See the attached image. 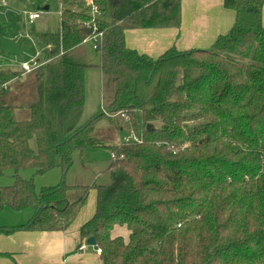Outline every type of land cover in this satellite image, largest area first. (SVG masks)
Returning <instances> with one entry per match:
<instances>
[{
	"label": "trees",
	"instance_id": "trees-1",
	"mask_svg": "<svg viewBox=\"0 0 264 264\" xmlns=\"http://www.w3.org/2000/svg\"><path fill=\"white\" fill-rule=\"evenodd\" d=\"M57 1L60 31L36 34L46 61L28 74L0 69V176L17 172L0 187V210L34 212L0 235L66 231L94 189L80 237H94L103 264H264V0H223L235 12L227 34L157 59L128 48L125 32L180 28L182 0H94V21L85 0ZM100 33L98 66L113 96L82 121L93 65L81 48ZM103 120L141 137L110 147L109 184L62 181L38 192L19 176L67 173L75 151L104 146ZM73 190L84 194L71 200ZM117 226L128 240L112 236Z\"/></svg>",
	"mask_w": 264,
	"mask_h": 264
},
{
	"label": "rangeland",
	"instance_id": "rangeland-1",
	"mask_svg": "<svg viewBox=\"0 0 264 264\" xmlns=\"http://www.w3.org/2000/svg\"><path fill=\"white\" fill-rule=\"evenodd\" d=\"M46 6H49V10H43ZM60 10V4L57 0H7L5 4H1L0 62L17 65L23 52L32 43L33 46L39 45V41L36 38L37 33L58 30L61 21ZM29 13H40V17L31 24L28 19ZM81 51L84 54L82 59L86 63L93 65L85 73L86 102L82 121H87L101 111L104 99L106 104L112 98L113 92L109 87V83H105L101 69L98 66L100 64L99 52L93 48L91 43H86L81 48ZM13 82H17V80ZM14 91L15 87L11 86L10 92ZM27 115L26 110L18 109L16 112L18 119H26ZM125 133L124 129L111 128L103 120L96 127V134L103 139L104 146L85 149L81 152L75 151L73 153V165L67 173H64L61 168H53L45 173L38 174L33 168H25L21 169L18 174L23 179L32 180L38 192L44 187L56 186L62 181L70 186L109 184L111 175L107 170L112 163L110 147L121 143ZM16 174L17 172L14 169H8L4 175L0 176V187L12 185ZM91 190L87 193L86 203L90 200ZM83 194V190H73L69 193V197L71 200H75ZM33 213L32 209L19 212L10 209L0 210V229L7 225L10 226L9 224L23 223ZM117 228H121V226ZM124 230L121 236L127 239L129 230L127 228H124ZM117 235L120 234L115 231L113 236ZM89 248H92V246H89Z\"/></svg>",
	"mask_w": 264,
	"mask_h": 264
},
{
	"label": "crops",
	"instance_id": "crops-1",
	"mask_svg": "<svg viewBox=\"0 0 264 264\" xmlns=\"http://www.w3.org/2000/svg\"><path fill=\"white\" fill-rule=\"evenodd\" d=\"M262 19L264 24V7ZM234 21L235 12L225 8L223 0H182L180 28L128 29L125 32L126 45L154 59L172 47L178 50L207 49L213 45L218 36L229 32ZM60 29L61 21L59 29L53 32ZM45 61L46 54L43 46L40 42L36 46L32 43L23 52L17 65L0 62V69L21 68L24 63L31 66L40 65ZM90 196L89 202L84 205L75 222L66 231H18L10 235L1 234L0 264H103L96 246L81 249L83 241L87 239H81L80 228L95 211L96 191L94 189L91 190ZM31 217L26 218L23 223L9 225H24ZM117 227L112 231V236L115 231L120 234L117 236L123 235L126 227ZM128 238L129 236L126 240Z\"/></svg>",
	"mask_w": 264,
	"mask_h": 264
},
{
	"label": "built area",
	"instance_id": "built-area-1",
	"mask_svg": "<svg viewBox=\"0 0 264 264\" xmlns=\"http://www.w3.org/2000/svg\"><path fill=\"white\" fill-rule=\"evenodd\" d=\"M86 1V4L88 6H90L92 8V11H91V14H92V17H93V21L95 20V17L97 14H99V11H98V8L95 4V1L94 0H85ZM6 3V0H0V5L1 4H5ZM40 17V13H29L28 15V19H29V22L31 24H33L35 22L36 19H38ZM102 38V33L100 34H94L93 36L89 37L85 42L86 43H91L93 48L98 51L100 46H99V42ZM39 65L38 64H33V66H31L30 64L28 63H24L21 65V69L24 71V74H28L30 73L33 69L37 68ZM103 107V106H102ZM126 133L125 135L123 136V140H122V143L124 144H130L131 142H135V143H140L141 142V137H139L135 132L134 130L132 129H127L125 130ZM111 158L112 159H116V155L114 152H111ZM87 243H86V240L83 241L82 245H81V249H86L87 248ZM96 251L98 254H101L102 253V250L98 247H96Z\"/></svg>",
	"mask_w": 264,
	"mask_h": 264
},
{
	"label": "water",
	"instance_id": "water-1",
	"mask_svg": "<svg viewBox=\"0 0 264 264\" xmlns=\"http://www.w3.org/2000/svg\"><path fill=\"white\" fill-rule=\"evenodd\" d=\"M48 6H46V7H44L43 8V10H48ZM42 10V11H43ZM148 130H150V126H148ZM86 243H87V245H89V246H96V241H95V239H94V237H90V238H88L87 240H86Z\"/></svg>",
	"mask_w": 264,
	"mask_h": 264
}]
</instances>
